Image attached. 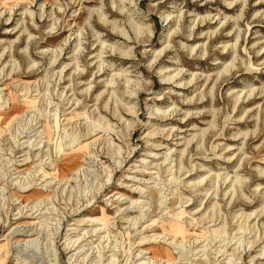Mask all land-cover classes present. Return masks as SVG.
Wrapping results in <instances>:
<instances>
[{
    "label": "rangeland",
    "instance_id": "obj_1",
    "mask_svg": "<svg viewBox=\"0 0 264 264\" xmlns=\"http://www.w3.org/2000/svg\"><path fill=\"white\" fill-rule=\"evenodd\" d=\"M0 264H264V0H0Z\"/></svg>",
    "mask_w": 264,
    "mask_h": 264
},
{
    "label": "bare ground",
    "instance_id": "obj_2",
    "mask_svg": "<svg viewBox=\"0 0 264 264\" xmlns=\"http://www.w3.org/2000/svg\"><path fill=\"white\" fill-rule=\"evenodd\" d=\"M168 81V80H167ZM259 257V256H258ZM164 258V257H163Z\"/></svg>",
    "mask_w": 264,
    "mask_h": 264
}]
</instances>
